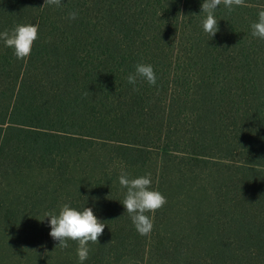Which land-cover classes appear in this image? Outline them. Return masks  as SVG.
I'll return each instance as SVG.
<instances>
[{
	"label": "trees",
	"instance_id": "1",
	"mask_svg": "<svg viewBox=\"0 0 264 264\" xmlns=\"http://www.w3.org/2000/svg\"><path fill=\"white\" fill-rule=\"evenodd\" d=\"M203 2L0 0V32L39 25L27 60L0 41V219L10 199L17 213L91 208L106 227L84 264L143 261L154 247L163 264H264V40L251 35L264 0L231 12L221 4L212 39ZM139 63L157 82L133 91L126 77ZM122 169L150 173L164 206L174 201L168 183L211 180L213 231L196 254L155 241L162 209L150 235L136 231L120 203ZM68 243L62 261L78 258Z\"/></svg>",
	"mask_w": 264,
	"mask_h": 264
},
{
	"label": "rangeland",
	"instance_id": "2",
	"mask_svg": "<svg viewBox=\"0 0 264 264\" xmlns=\"http://www.w3.org/2000/svg\"><path fill=\"white\" fill-rule=\"evenodd\" d=\"M260 90L264 92V86L261 87L260 82L257 81L256 91ZM255 124L261 125V121L256 119ZM88 164L93 165L92 162ZM199 177L203 178V176ZM211 185V180L202 182L201 179H190L176 185L168 183L166 193L174 194V201L162 208L164 215L161 216L159 228L155 232L157 243L182 244L185 249L183 258L193 256L196 250L202 248L207 235L213 231L205 224L208 217L212 218L211 212L206 210L207 202L210 200L206 196V189ZM8 201L3 211L10 214L7 215V219H0V264H76L75 261L79 262L76 257L62 261L65 253L74 252L75 245L69 244L68 248L61 249L57 247L58 242L49 235L51 228L44 213L58 214L60 209L57 205L51 206L48 203L34 210L28 208L17 213L15 211L17 206L10 204L12 199ZM213 212L217 214V210ZM230 215L231 213L221 214V221L228 220ZM155 246H157L156 243ZM194 247L195 250H192ZM133 263L163 264L155 247L153 252L148 251L145 254L143 261L131 258L129 264Z\"/></svg>",
	"mask_w": 264,
	"mask_h": 264
},
{
	"label": "clouds",
	"instance_id": "3",
	"mask_svg": "<svg viewBox=\"0 0 264 264\" xmlns=\"http://www.w3.org/2000/svg\"><path fill=\"white\" fill-rule=\"evenodd\" d=\"M221 4L231 12L237 7L246 6V0H204L201 5V13L205 14L206 18L202 21V28L210 39L215 37L219 31L215 12ZM45 5L59 8L63 6V0H44ZM77 15L76 12H70L68 19L75 20ZM251 29V35L254 38L264 40V10L258 12V20L251 25ZM38 38V24L16 25L10 31L0 32V41L13 50L17 60L22 61L31 56L34 43ZM126 79L130 85H133V91H138L135 87L138 81L146 82L150 86H155L157 82L153 66L144 63L137 64L135 72L130 73ZM119 184L126 189L125 197L120 203L125 208L134 228L141 236L150 235L154 227L152 217L167 203L166 197L152 189L150 173L130 178L129 173L122 169L119 175ZM85 198L87 199V197ZM44 216L49 220L51 228L49 235L58 242L57 247L66 249L70 246L68 241L77 243L76 254L79 264H84L89 258V243L98 244L106 227L105 223L98 220L93 210L88 207L77 210L69 204H64L58 214L45 212Z\"/></svg>",
	"mask_w": 264,
	"mask_h": 264
}]
</instances>
